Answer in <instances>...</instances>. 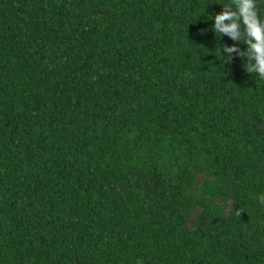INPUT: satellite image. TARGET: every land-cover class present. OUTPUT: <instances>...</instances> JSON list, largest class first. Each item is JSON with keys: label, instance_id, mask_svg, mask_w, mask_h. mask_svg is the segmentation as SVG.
Here are the masks:
<instances>
[{"label": "trees", "instance_id": "obj_1", "mask_svg": "<svg viewBox=\"0 0 264 264\" xmlns=\"http://www.w3.org/2000/svg\"><path fill=\"white\" fill-rule=\"evenodd\" d=\"M227 2L0 0V264H264V80L220 60Z\"/></svg>", "mask_w": 264, "mask_h": 264}, {"label": "clouds", "instance_id": "obj_2", "mask_svg": "<svg viewBox=\"0 0 264 264\" xmlns=\"http://www.w3.org/2000/svg\"><path fill=\"white\" fill-rule=\"evenodd\" d=\"M222 11L211 17L212 30L219 39L227 36L246 47L241 50L237 44L219 47L222 63H231L233 54L244 59L249 74L264 80V0H228ZM264 204V194L258 197Z\"/></svg>", "mask_w": 264, "mask_h": 264}]
</instances>
